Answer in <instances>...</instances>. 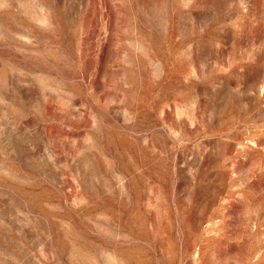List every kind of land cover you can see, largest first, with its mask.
I'll use <instances>...</instances> for the list:
<instances>
[{"label":"rangeland","instance_id":"1","mask_svg":"<svg viewBox=\"0 0 264 264\" xmlns=\"http://www.w3.org/2000/svg\"><path fill=\"white\" fill-rule=\"evenodd\" d=\"M0 264H264V0H0Z\"/></svg>","mask_w":264,"mask_h":264}]
</instances>
